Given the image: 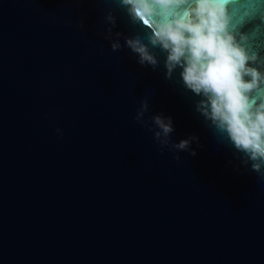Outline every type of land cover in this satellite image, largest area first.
Listing matches in <instances>:
<instances>
[{
	"label": "water",
	"instance_id": "95a60500",
	"mask_svg": "<svg viewBox=\"0 0 264 264\" xmlns=\"http://www.w3.org/2000/svg\"><path fill=\"white\" fill-rule=\"evenodd\" d=\"M137 31L112 0H0V264H264V184L163 57L111 51Z\"/></svg>",
	"mask_w": 264,
	"mask_h": 264
},
{
	"label": "clouds",
	"instance_id": "9594fccd",
	"mask_svg": "<svg viewBox=\"0 0 264 264\" xmlns=\"http://www.w3.org/2000/svg\"><path fill=\"white\" fill-rule=\"evenodd\" d=\"M139 29L117 32L112 52L126 47L142 67L156 70L163 57L165 78L177 74L182 86L200 99L196 110L264 184V0H112ZM116 16L109 13L110 39ZM120 38L124 39L121 45ZM147 101L134 119L143 123ZM153 139L164 155L188 151L190 140L171 141L170 118H151ZM195 155V152H191ZM179 163L180 156L173 157Z\"/></svg>",
	"mask_w": 264,
	"mask_h": 264
}]
</instances>
